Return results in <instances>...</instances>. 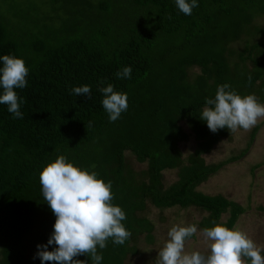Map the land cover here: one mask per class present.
Instances as JSON below:
<instances>
[{"label":"trees","instance_id":"trees-1","mask_svg":"<svg viewBox=\"0 0 264 264\" xmlns=\"http://www.w3.org/2000/svg\"><path fill=\"white\" fill-rule=\"evenodd\" d=\"M197 3L185 15L175 0H0V57L22 58L29 69L28 86L14 89L24 101L23 118H13L0 104V264H41L34 258L36 246L47 244L55 216L43 199L39 173L59 155L110 181L111 203L126 214L121 223L131 235L123 245L110 238L104 249L97 247L101 264H126L137 253L140 236L153 243L148 204L159 210L202 209L208 213L202 230L235 226L244 208L197 187L247 149L228 162L206 164L203 155L230 131L212 133L200 116L206 99L225 83L264 104V57H252L264 41L250 43L264 35V27L254 23L264 16V0ZM243 35L245 47L237 54L230 47ZM234 55L239 61L232 66ZM245 58L254 64L250 73L239 68ZM126 66L131 78H117ZM193 68L199 69L196 77L190 75ZM108 84L128 97L127 110L115 122H109L98 91ZM82 85L91 87L90 97L70 94ZM181 122L196 140L186 158L179 143L189 134ZM257 131L258 126L249 145ZM127 152L146 170L132 172ZM174 169L178 180L165 188L163 171ZM223 214L226 222L220 221ZM74 259L93 264L86 255Z\"/></svg>","mask_w":264,"mask_h":264},{"label":"clouds","instance_id":"clouds-1","mask_svg":"<svg viewBox=\"0 0 264 264\" xmlns=\"http://www.w3.org/2000/svg\"><path fill=\"white\" fill-rule=\"evenodd\" d=\"M178 10L191 15L198 7L197 0H175ZM0 104L7 105V111L13 118L22 119L20 106L24 102L14 89L28 86L26 77L29 69L22 58L3 55L0 57ZM131 66L116 73L117 78L130 79ZM251 80V77L248 78ZM103 94V109L109 122L117 121L128 108L126 93L114 91V85L98 88ZM71 95L90 97L91 87L82 85L73 87ZM200 119L206 122L212 133L227 128L230 132L250 131L261 118H264V104L258 102L255 95L241 97L230 90L225 83L217 87L214 98H207ZM39 182L44 201L55 216L53 232L47 244H38L34 258L41 264H85L74 257L86 255L93 264H101L102 254L97 247L104 249L111 238L114 245H123L131 233L121 223L126 219L125 212L111 203L113 193L111 182L105 183L97 178L95 172L82 170L67 162L59 155L48 163L39 173ZM197 234L196 225L173 226L167 232V240L158 251L156 264H264V251L245 232L239 228L216 224L204 228L200 235L209 250L207 254L185 250L186 241ZM49 245H55L48 250Z\"/></svg>","mask_w":264,"mask_h":264},{"label":"rangeland","instance_id":"rangeland-1","mask_svg":"<svg viewBox=\"0 0 264 264\" xmlns=\"http://www.w3.org/2000/svg\"><path fill=\"white\" fill-rule=\"evenodd\" d=\"M254 23L259 27H264V16L255 18ZM259 36L251 39L250 43L264 41V35ZM245 37L243 35L240 41H236L230 47L237 54L244 50ZM263 55L264 48L261 49V53H255L252 57L261 61ZM245 60L244 65L239 63V68H245L250 73L254 64L246 58ZM229 61L232 66L236 65L239 61L238 56L234 55ZM197 74H199V69L190 70L191 77H196ZM181 126L184 132L189 134L184 143H179L182 157L186 158L196 149V140L184 122H181ZM257 126V134L249 145L253 129ZM246 149L243 157L223 165L216 173L201 183L197 187V191L207 195H222L243 207L244 212L238 217L235 228L245 232L259 247L264 249V118H261L250 131L240 129L222 137L203 157L208 165L219 164L223 161L228 162L229 158L239 155ZM126 166L135 173L143 172L147 167L146 164L138 163L135 157L128 152L126 153ZM177 180V170L163 171L162 183L165 188L176 184ZM145 215L153 225L154 241L152 244H148L144 240V236H140L136 245L137 253L130 256L126 260V264H156L158 251L163 247L167 240V232L173 226L196 225L197 234L186 241L185 250L188 252L199 251L202 254L208 253L207 245L200 235L202 231L200 222L208 216L206 211L195 207L159 210L148 204ZM227 218L228 214H223L220 221L226 222ZM261 255L264 256V251L261 252Z\"/></svg>","mask_w":264,"mask_h":264}]
</instances>
